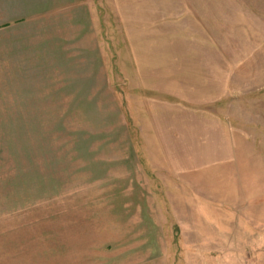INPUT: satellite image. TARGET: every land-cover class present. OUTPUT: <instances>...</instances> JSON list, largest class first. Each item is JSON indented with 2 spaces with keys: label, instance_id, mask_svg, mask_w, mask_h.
<instances>
[{
  "label": "rangeland",
  "instance_id": "374dc122",
  "mask_svg": "<svg viewBox=\"0 0 264 264\" xmlns=\"http://www.w3.org/2000/svg\"><path fill=\"white\" fill-rule=\"evenodd\" d=\"M197 241L264 264V0H0V264Z\"/></svg>",
  "mask_w": 264,
  "mask_h": 264
},
{
  "label": "crops",
  "instance_id": "0c3cea01",
  "mask_svg": "<svg viewBox=\"0 0 264 264\" xmlns=\"http://www.w3.org/2000/svg\"><path fill=\"white\" fill-rule=\"evenodd\" d=\"M197 246L193 247L198 249V257L195 254L196 264H202L201 262V252H202V243L201 241H197ZM150 251L146 252V256H135V257H120V258H106V259H99L98 264H177V261H171L169 258L166 257H155L152 256L154 253H149ZM152 254V255H151ZM142 255V254H141ZM151 255V256H150ZM185 261V260H184ZM181 264V263H180ZM182 264H187V261Z\"/></svg>",
  "mask_w": 264,
  "mask_h": 264
}]
</instances>
